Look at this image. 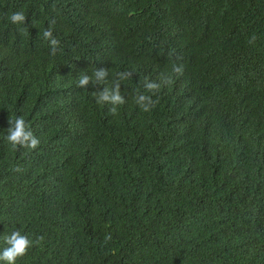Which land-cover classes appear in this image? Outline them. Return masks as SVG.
Returning <instances> with one entry per match:
<instances>
[{
  "label": "trees",
  "instance_id": "obj_1",
  "mask_svg": "<svg viewBox=\"0 0 264 264\" xmlns=\"http://www.w3.org/2000/svg\"><path fill=\"white\" fill-rule=\"evenodd\" d=\"M15 230L43 236L16 264H264V0H0V250Z\"/></svg>",
  "mask_w": 264,
  "mask_h": 264
},
{
  "label": "clouds",
  "instance_id": "obj_2",
  "mask_svg": "<svg viewBox=\"0 0 264 264\" xmlns=\"http://www.w3.org/2000/svg\"><path fill=\"white\" fill-rule=\"evenodd\" d=\"M12 23H25L26 17L22 12L13 13L10 18ZM43 38L50 41V46L52 54H55L59 41L53 37L51 28L47 29L43 33ZM252 40H255V36L252 37ZM173 71L177 74H183V67H173ZM131 73H119V79H127ZM94 80L88 75H82L78 80V87H85L89 84L90 81L93 83L99 84L105 81V78L108 76L106 69L101 68L96 70L93 73ZM163 83L170 84L172 83L171 78H164ZM160 85L155 82L145 81L144 88L155 94L158 91ZM108 102L113 105L110 109L112 113H116L117 105L123 104L124 97L120 94V83L116 81L114 88L110 91L108 88H104L103 91H100L97 96V103ZM137 104L142 108L143 111H149L158 101H153L151 97L145 95H139L136 98ZM8 123L10 127L7 129V135L4 137L5 140L11 144L14 149L25 148L35 150L39 144L40 140L33 134L31 126L25 121L22 116H17L14 119L9 118ZM67 128V125H65ZM19 171V169H17ZM106 239H111L110 235ZM43 240V236H38L35 241L29 239L28 235L21 234L20 231H12L9 235L5 237V243L7 247L0 250V262H5V264H16L17 259L23 258L27 255L28 250L33 246V244H39Z\"/></svg>",
  "mask_w": 264,
  "mask_h": 264
},
{
  "label": "rangeland",
  "instance_id": "obj_3",
  "mask_svg": "<svg viewBox=\"0 0 264 264\" xmlns=\"http://www.w3.org/2000/svg\"><path fill=\"white\" fill-rule=\"evenodd\" d=\"M25 77H27V76H25Z\"/></svg>",
  "mask_w": 264,
  "mask_h": 264
}]
</instances>
